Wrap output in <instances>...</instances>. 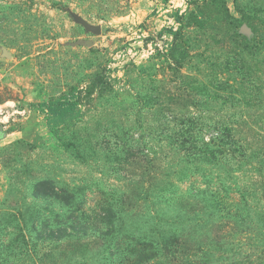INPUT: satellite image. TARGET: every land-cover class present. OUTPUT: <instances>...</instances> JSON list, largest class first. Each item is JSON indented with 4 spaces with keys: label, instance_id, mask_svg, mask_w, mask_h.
Segmentation results:
<instances>
[{
    "label": "rangeland",
    "instance_id": "obj_1",
    "mask_svg": "<svg viewBox=\"0 0 264 264\" xmlns=\"http://www.w3.org/2000/svg\"><path fill=\"white\" fill-rule=\"evenodd\" d=\"M0 264H264V0H0Z\"/></svg>",
    "mask_w": 264,
    "mask_h": 264
},
{
    "label": "water",
    "instance_id": "obj_2",
    "mask_svg": "<svg viewBox=\"0 0 264 264\" xmlns=\"http://www.w3.org/2000/svg\"><path fill=\"white\" fill-rule=\"evenodd\" d=\"M81 24L84 26V28L87 31H91L93 33H100V31H101V28L98 25H92V24H89L85 21H81ZM78 43L83 44V45L88 46V47L92 46V42L90 40H79Z\"/></svg>",
    "mask_w": 264,
    "mask_h": 264
},
{
    "label": "trees",
    "instance_id": "obj_3",
    "mask_svg": "<svg viewBox=\"0 0 264 264\" xmlns=\"http://www.w3.org/2000/svg\"><path fill=\"white\" fill-rule=\"evenodd\" d=\"M74 104H76V101L73 104H71V106H68V107L67 106H60V104L55 105V106H53V104H49L48 107L52 111L58 112V115L61 116V115H65V114L71 112ZM41 105L43 106L44 104H41ZM60 107H62V108H60Z\"/></svg>",
    "mask_w": 264,
    "mask_h": 264
}]
</instances>
